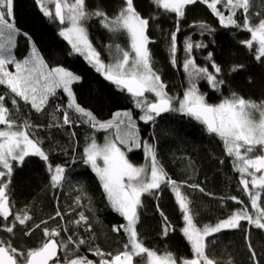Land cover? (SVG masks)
Instances as JSON below:
<instances>
[{"label":"trees","instance_id":"trees-1","mask_svg":"<svg viewBox=\"0 0 264 264\" xmlns=\"http://www.w3.org/2000/svg\"><path fill=\"white\" fill-rule=\"evenodd\" d=\"M133 2L137 12L149 18L147 34L151 41L148 47L152 66L167 86L168 95L182 98L189 86L182 63L185 57L183 42L191 38L194 43L206 45L193 49L196 64L213 71L211 64L215 62L222 70L218 77L224 80L220 91L213 90L205 80L198 83L199 91L205 95L208 103L218 104L232 93L257 103L264 102V58L257 61L256 46L250 50L241 43L250 38L248 32L221 26L207 4L198 0L196 4L186 6L185 16L179 18L177 63L174 66L170 62L169 45L170 34L177 27L176 14L155 7L152 0ZM86 6L89 9L99 7L112 17L123 7V0H86ZM13 13L15 26L20 33L14 48L18 60L28 56L31 44H35L49 67H64L82 78L73 83L76 102L91 111L97 120L110 119L117 111L124 109H132L138 117L133 96L108 81L82 55L75 53L69 42L59 34L63 25L45 17L36 0H14ZM201 23L211 31L205 30L201 34ZM87 30L89 39L106 63H112L114 59L115 49H110L109 45L118 44L130 50V39L125 33H110L95 18L87 22ZM209 55L211 60L208 59ZM233 66L242 67L233 72ZM7 92L6 87L0 85V94H5L6 106L12 109ZM16 99V118L18 121L26 120L33 126L30 133L40 141L49 159L46 162L37 156H28L22 165L13 162L8 188L12 211L21 214L27 212L32 219L24 226L17 222L13 233L3 230L4 222H0V240L10 241L12 247L26 252L41 246L45 240V228H61L57 239L72 235L74 239L86 241L78 251L65 253L60 250L59 259L62 262L66 256L71 258L75 254L98 263L100 258L94 256L90 249L99 248L113 256L123 251L127 235L123 230L114 232L112 229L113 226L126 224V220L110 206L96 173L83 162V151L94 138V129L67 109L69 99L62 89L49 97L40 112L33 109L30 103L18 97ZM65 110H68L73 121L71 125L62 124ZM139 125L141 136L148 137L155 144L159 164L168 175L178 182H187L181 191L191 201L194 223L198 227L214 225L245 207L250 214L253 212L250 199L240 184L241 175L234 166V158L226 154L221 139L208 133L203 124L184 114L171 112L157 117L154 123L139 122ZM127 155L137 165H141L145 158L142 148L132 149ZM48 164L53 168L64 166L67 170L66 179L59 188L51 186ZM191 184H198L204 191L189 187ZM77 198L81 202L79 205ZM141 202L137 210L139 221L136 229L144 246L159 253L171 252L178 261L180 258H192L191 246L182 233L185 226L183 213L171 188L161 185L160 189L152 190V194L144 193ZM260 205L264 207V192L261 193ZM57 211L62 218L56 216ZM80 212L88 217L91 231L87 230L86 225L72 224ZM13 218L10 216L6 223ZM166 223L170 225V230L164 235ZM64 228L68 231H63ZM207 244V254L218 264H264V230L255 228L247 221H241L240 228L222 230L208 237ZM105 258L111 259L107 255ZM134 262L144 264L140 257L135 258Z\"/></svg>","mask_w":264,"mask_h":264},{"label":"snow or ice","instance_id":"snow-or-ice-1","mask_svg":"<svg viewBox=\"0 0 264 264\" xmlns=\"http://www.w3.org/2000/svg\"><path fill=\"white\" fill-rule=\"evenodd\" d=\"M200 2L207 4L219 19L221 26L235 27L248 32L250 38L241 43L250 50L255 44V59L260 61L264 58V17H261L260 12H255L254 15L261 18L256 23L252 22L250 8L254 0H200ZM36 3L45 17L65 25L59 34L69 42L75 53L84 56L97 72L135 98L136 107L142 112L140 120L154 123L163 113H181L203 124L208 133L218 136L223 142L226 154L234 158V166L241 175L240 184L256 214L253 216L245 207L215 225L198 227L194 223L191 201L181 191L187 182H178L168 175L159 164L155 144L143 141L149 159L147 167L136 166L127 158L126 151L142 146L139 129L130 112H117L112 120L104 122L97 120L91 111L76 102L72 91L73 83L81 81L82 78L60 66L49 69L35 44L32 45L29 58L23 61L15 59L12 49L20 33L14 23V0H0V85L8 90L7 96L13 106L12 109L7 107L5 94H0V126H3L0 127V222H4L3 230L13 233L17 222L24 226L32 219L27 212L21 214L12 211L8 188L13 173V162L22 165L28 156H37L46 162L49 159L40 146V141L30 133L33 126L26 120L18 121L16 118L15 113L18 110L16 98L30 103L33 109L40 112L43 111L49 97L55 95L58 89L67 93L69 97L67 109L80 121L93 129L112 131V136L106 138L103 144L91 138L83 151V162L96 173L110 206L126 220V224L113 226L112 229L114 232L123 230L126 233L127 242L123 246V251L113 256L111 253L105 254L99 248L90 249L94 256L100 258L99 264H134L137 257L144 260V264H218V261L207 254L208 237L222 230L240 228L241 221H247L255 228L264 230V207L260 205L261 193L264 192V102L257 103L232 93L218 104L208 103L205 95L199 91L198 83L205 80L213 90L220 91L224 84L223 78H218L222 70L215 62L211 64L213 71L196 64L192 55L193 49L206 45L194 43L191 38L183 42L185 57L182 63L189 86L182 99L168 95L167 86L152 66L148 47L151 41L147 34L149 18H144L137 12L133 0H123V7L112 17L99 7L89 9L86 0H36ZM152 3L164 12L175 13L178 18L176 31L170 34L169 45L170 62L175 66L178 50L177 33L180 31L179 18L185 16L186 6L196 4L197 0H152ZM218 5H222L223 10L218 8ZM225 12L228 14L225 15ZM238 12L243 17V23L236 18ZM93 18L97 19L101 27L108 32L113 34L123 32L130 39V50H125L118 44L109 45L110 49H115L114 59L110 64H105L100 59V53L89 39L87 22ZM199 28L201 34L205 30L211 31L204 23H201ZM208 59L211 60V55ZM8 65H14L15 71H9ZM240 67L242 66H233L231 71L235 72ZM146 92L154 94L156 99L149 101L145 97ZM68 110L63 112V125L73 123ZM257 151L259 154L254 155ZM98 161H102V166ZM47 167L51 173V186L53 188L62 186L66 179V168L60 165L53 168L51 164ZM161 185L171 188L183 213L185 226L182 233L193 252L190 259L180 258L178 261L171 252L159 255L145 247L138 238L137 210L142 203L141 197L144 193L152 194V190L160 189ZM188 186L204 191L198 184ZM80 203L77 198V204ZM10 216L14 217L13 220L6 223ZM56 216L62 218L59 211ZM164 219L166 221L167 218ZM72 224L86 225L87 230L91 231L88 217L83 212L78 214V219L73 220ZM61 230L45 228V240L41 246L26 252L12 247L10 241L0 240V264H50V262L62 264L58 258V251L62 250L65 253L70 250L78 251L86 241L74 239L72 235L66 239H57ZM169 230L170 225L166 223L164 235H167ZM63 231L68 229L64 228ZM249 248L251 249V245ZM106 255L111 259L105 258ZM252 256L255 258V252ZM63 264H94V261L73 254L71 258L66 256Z\"/></svg>","mask_w":264,"mask_h":264},{"label":"rangeland","instance_id":"rangeland-1","mask_svg":"<svg viewBox=\"0 0 264 264\" xmlns=\"http://www.w3.org/2000/svg\"><path fill=\"white\" fill-rule=\"evenodd\" d=\"M198 1V0H197ZM200 1V0H199ZM49 7H53L52 5H49ZM218 8H220V9H223V6L222 5H218L217 6ZM54 10V9H53ZM255 12H260L261 13V17H264V0H254V3L252 4V6H251V8H250V14H252L251 15V19H252V22L253 23H256V22H258V19L259 18H261V17H256L255 15H254V13ZM226 15V14H225ZM237 20H239V22H241V20H243V17H242V15L240 14V12H238L237 13ZM14 23H15V21H14ZM65 27V25H63L62 26V28H64ZM61 28V29H62ZM17 38V37H16ZM15 45H16V39H15ZM32 45L33 44H31V47H30V53H29V55L28 56H26L27 58H29V56L31 55V50H32ZM93 45V44H92ZM94 46V45H93ZM254 46H256L255 44H254ZM15 48V47H14ZM14 48L12 49V54L15 56V54H14ZM95 48V47H94ZM37 49V48H36ZM96 49V48H95ZM38 51V50H37ZM97 51V50H96ZM38 53H39V51H38ZM39 55H40V53H39ZM23 58V59H21V60H18L16 57H15V59L17 60V61H23V60H25V59H27V58ZM40 57H42L41 55H40ZM84 57V56H83ZM42 59H43V57H42ZM100 59H101V56H100ZM102 60V59H101ZM43 61H44V59H43ZM103 61V60H102ZM104 62V61H103ZM44 63L46 64V62L44 61ZM105 64H110V63H106V62H104ZM47 65V64H46ZM48 66V65H47ZM48 68L49 69H51V68H54V67H49L48 66ZM64 68V67H63ZM65 69H67V68H65ZM8 70L9 71H15V68H14V65H8ZM69 70V69H68ZM71 71V70H70ZM74 73V72H73ZM76 74V73H75ZM78 75V74H77ZM72 91H73V85H72ZM73 93H74V91H73ZM66 95H67V93H66ZM74 95H75V93H74ZM68 97V96H67ZM145 97L149 100V101H154L155 99H156V97L154 96V94H152V93H145ZM134 98V97H133ZM183 98V97H182ZM181 98V99H182ZM68 99H69V97H68ZM76 99V98H75ZM134 102H135V98H134ZM134 105H135V107H136V104L134 103ZM84 108V107H83ZM86 109V108H85ZM136 109H137V111H136V114L138 115V117H136L135 116V114H134V112H133V110L132 109H124V110H120V111H117V112H121V113H123V112H130L131 113V115H132V118H133V120H134V122L136 123V125H137V127H138V129H139V136H140V138H141V142H142V146L140 147V148H142L143 150H144V156H145V158L143 159V162H142V164L141 165H137V164H134L130 159H129V157H128V155H127V152L128 151H126V155H127V158L129 159V161L131 162V163H133L134 165H136V166H145V167H147L148 165H149V159H148V155H147V153H146V151H145V149H144V147H143V141H148L149 143H152L153 144V142H151L150 140H149V138L148 137H142L141 136V131H140V125H139V122H143V123H145L144 121H142V120H140L139 119V117L142 115V112H141V110L139 109V108H137L136 107ZM86 110H88V109H86ZM116 112V113H117ZM171 113V112H170ZM173 113V112H172ZM178 114H181V113H178ZM114 117V116H113ZM113 117H111L110 119H107V120H104V121H108V120H112L113 119ZM257 118H258V116H257ZM104 121H101V122H104ZM0 127H3V126H0ZM93 131V133H92V135L94 136V139L97 141V143H99V144H103L104 142H105V140H106V138H108V137H110V136H112V131L111 130H108V131H105V130H98V129H94V130H92ZM133 149H136V148H133ZM122 150H124V148L122 147ZM100 164H101V166H102V161H98ZM257 175H259V173L257 174ZM251 184L249 185V188L251 189ZM249 211V210H248ZM253 216H255V214H256V212H255V210L253 209V212L251 213ZM226 219V218H225ZM215 225V224H214ZM150 250H152V249H150ZM155 251V250H154ZM157 254H159V255H162V254H164V253H166V252H164V253H159V252H157V251H155ZM88 260H92V259H89L88 258ZM93 261V260H92ZM62 262V261H61ZM51 264H54V262L53 263H51ZM62 264H63V262H62ZM94 264H99V262L98 263H96L95 261H94ZM134 264H135V262H134Z\"/></svg>","mask_w":264,"mask_h":264},{"label":"water","instance_id":"water-1","mask_svg":"<svg viewBox=\"0 0 264 264\" xmlns=\"http://www.w3.org/2000/svg\"><path fill=\"white\" fill-rule=\"evenodd\" d=\"M130 94V93H129ZM59 254H60V251H58V258H59ZM53 263V262H50V264Z\"/></svg>","mask_w":264,"mask_h":264},{"label":"flooded vegetation","instance_id":"flooded-vegetation-1","mask_svg":"<svg viewBox=\"0 0 264 264\" xmlns=\"http://www.w3.org/2000/svg\"><path fill=\"white\" fill-rule=\"evenodd\" d=\"M164 114V113H163ZM162 115V114H161Z\"/></svg>","mask_w":264,"mask_h":264}]
</instances>
